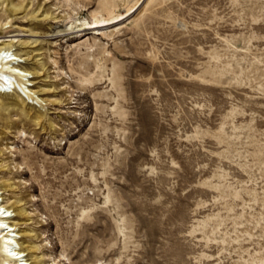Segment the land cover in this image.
<instances>
[{"label":"rangeland","instance_id":"374dc122","mask_svg":"<svg viewBox=\"0 0 264 264\" xmlns=\"http://www.w3.org/2000/svg\"><path fill=\"white\" fill-rule=\"evenodd\" d=\"M145 1L0 6L47 90L4 99V198L44 264H264V0Z\"/></svg>","mask_w":264,"mask_h":264},{"label":"bare ground","instance_id":"6f19581e","mask_svg":"<svg viewBox=\"0 0 264 264\" xmlns=\"http://www.w3.org/2000/svg\"><path fill=\"white\" fill-rule=\"evenodd\" d=\"M145 2L148 4L152 2V0H147ZM6 3L7 0H0V6ZM9 5L12 6L10 8V14H16L18 11H20V9L16 5H12L10 3ZM139 5L136 9L135 7H131L129 2L117 16L112 15L100 20H96L95 18H93V21L85 20L83 25H81L85 26L83 31L97 30V34H101L105 39H110L113 37L114 33L119 30L118 28L120 26L130 21L134 14L140 13L139 11L141 10H139ZM40 11L38 12V14H43L44 11ZM44 18H49V14L45 13ZM52 19L57 18L53 17ZM76 23L68 22L66 27L69 29V31H72L79 27V25ZM5 24L7 25L8 22ZM14 32L19 33L20 31L15 29L6 33H0V111L9 109V107L6 108L9 104L5 103L4 99H10L8 97L14 96V94L18 92L16 90L18 87L20 89L22 88L23 90V87H20V83H23V85L25 86V91L23 90L24 93L33 96L37 95V97L39 99L41 98L42 101H47L46 99L42 98L46 95L47 90L37 86L38 83L34 81L41 76V72L37 68L32 69L27 65L34 57L33 55L35 54L36 56L38 55V53L36 54V51L22 53L18 52V49L15 50L18 45H25L30 47L32 45L34 46V44H36L38 41L34 40L31 43L29 41L23 42L22 39H17L20 36L19 34L9 35ZM9 37L11 38V40H8ZM16 100L17 103L21 102L22 106L24 107V102L20 101V98L16 97ZM16 106L17 104H15V107ZM22 112L24 113V110ZM25 116H29L30 119L38 126H42L44 124V116L42 114L29 111L27 114H25ZM12 123L14 124V122L12 121L8 122L9 125ZM19 132L26 135L24 130H19ZM2 152L3 150H1L0 148V158ZM4 167V164H0V173L4 170ZM13 189L14 187L12 184H8L5 181H2L0 183V257L3 258V264H44L43 262H40V260H38L40 258L35 256L39 251V248L30 245L29 238L32 236V234L24 229V225H27V221L31 219L29 218V213L22 206V201L18 199L10 201L9 199L4 198V195H6L10 191H13ZM6 200H8L7 203ZM13 217L17 218V220H15V218Z\"/></svg>","mask_w":264,"mask_h":264}]
</instances>
